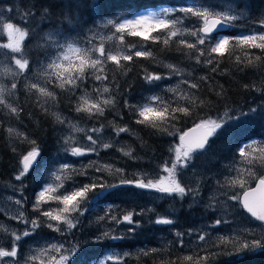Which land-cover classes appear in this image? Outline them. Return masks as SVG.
<instances>
[{"label":"trees","instance_id":"obj_1","mask_svg":"<svg viewBox=\"0 0 264 264\" xmlns=\"http://www.w3.org/2000/svg\"><path fill=\"white\" fill-rule=\"evenodd\" d=\"M163 6L176 9L171 15L178 23L172 30L181 29L180 34L168 44L164 43L167 33L155 42L125 34L121 42L120 34L106 23L107 19H115L125 13L133 15L145 8ZM181 7L207 9L211 13L229 11L238 18L224 32L211 34L205 45L188 49L180 44V40L197 43V37L191 33L199 31L203 21L180 12ZM7 23H14L29 33L21 41L22 51L17 56L29 59L31 64L27 77L15 73L11 80H6L9 84L4 95L8 101L0 105V199L10 190L24 198L23 217L8 218L0 210V219L13 225L12 231L17 235L30 231L31 221L36 219H31L27 208L31 192L38 182L33 174L42 163L66 159L70 168L64 170L62 176L67 185L81 187L91 183V178L117 185L121 180L146 181L141 174L161 172L162 165L173 156L177 137L202 120H223L226 123L210 138L202 152L191 156L185 172L190 171L191 166L200 165L220 173L226 162H232L239 145L250 138H258L262 144L251 160V172L256 178L264 177V50L242 47L232 40L223 55L211 52L220 34L235 37L240 32L263 33L264 0H95V3L92 0H0V31ZM51 32L59 34L67 42H77L93 50L103 46L106 55L117 50L121 52L116 55L132 54L133 60L121 59L117 65L105 56L102 65L95 71L90 70V74L77 81L75 86L61 88L55 75L48 80L42 79L46 82L47 92L51 93L43 96L32 89L31 84L26 86L24 81L29 75L36 77L38 65L34 61L41 59L44 50L51 46ZM98 35L100 37L97 38ZM138 50L150 51L151 56L135 57L134 52ZM200 50H205L206 55L200 56ZM94 55L99 57L98 52L94 51ZM209 59L212 60L210 64ZM96 74L106 79L97 81ZM150 74L165 79L150 85L145 80ZM13 83L18 85L16 89H12ZM192 84L196 87H190ZM148 91L159 93L170 108L187 107L188 115L170 113L165 121H155V127L151 121L137 123V119H142L138 110L133 115L125 101H130L136 108ZM84 95L101 103L104 113L90 115L78 112L77 108L83 106L81 98ZM104 100L112 103L105 105ZM12 108L16 112H12ZM73 121H80L85 127V131L79 133L75 146L85 152L81 156L62 151L67 146L65 135ZM121 127L128 131L117 135ZM90 135L96 144L88 139ZM105 143L110 147L104 148ZM36 146L40 149L38 161L21 180H16L22 170V157ZM93 148L95 151H90ZM117 169L122 171L117 172ZM182 171H178V180L182 186L191 188L193 194L183 198L170 197L134 184L120 185L104 191L95 199L90 193L81 209L83 215L73 213L70 218L75 227L69 229L63 223L58 232L44 227L41 233L61 235L68 251V260L63 264H93L108 248L118 249L119 254L108 259L107 264H264V251L244 252L237 256L233 240L241 242L242 239L234 234L220 238L204 231L205 239L199 240L200 245L197 246L200 252H190V232L206 220L200 205L205 199ZM230 176L227 185L233 194L240 193L256 180L252 179L241 188V182ZM232 181H236L235 185ZM231 204L224 216L219 215L220 218L209 209L208 228L212 227L215 219H219L218 227L223 232L231 229L233 223L242 228L257 226L248 234L240 230L251 238L264 234V223L247 215L236 201ZM130 212L133 223L123 222L122 217ZM102 216L106 218L101 221ZM112 216L122 222L117 224L111 220ZM157 218L172 219L173 223L157 225ZM38 223L42 225L39 218ZM130 228L134 231L129 232ZM105 231L109 238L101 243L93 242L95 236ZM11 233L0 227V242L10 244L14 238ZM37 233L36 228L33 234L16 242L20 254L29 248ZM112 236L122 238L113 240ZM0 264L6 263L0 261Z\"/></svg>","mask_w":264,"mask_h":264},{"label":"snow or ice","instance_id":"obj_2","mask_svg":"<svg viewBox=\"0 0 264 264\" xmlns=\"http://www.w3.org/2000/svg\"><path fill=\"white\" fill-rule=\"evenodd\" d=\"M95 3V0H92ZM176 11V9L172 8H162L159 11H148L142 14H133L129 16L128 14H123L115 19H107V25H112L115 29L116 33L120 34V40L123 42L124 35L140 37L144 41L152 40L153 42L158 41L161 38L162 34L167 33V38L164 40L165 44H168L169 41L180 34L181 29L176 28V30H172L178 23V21L172 17L171 13ZM180 12L185 14H191L193 17L201 19L203 21V27L199 29V31H193L191 34L197 37V43H186L184 40H180V44L186 45L188 49H198V45H205L206 39L211 38V34L214 32L220 31L221 28L230 27L232 22L236 20L238 17L233 15L231 12H219V13H211L207 9H197L194 7H181L179 9ZM212 16L214 18L210 19ZM264 27V23L261 24ZM6 29L14 30L19 34V40L16 41L15 46L5 45V47L11 48L13 53H20L22 51L21 41L25 39L26 36L29 35L28 32L23 31L19 27H14V23H7L5 25ZM156 33V35H153ZM201 33L203 35H201ZM52 34L49 33V36ZM234 40L235 43L242 47L247 48H258L264 50V33H254L250 32L248 34H240L235 37L229 36H221L216 39L214 46L211 47V52L223 55L227 50L230 41ZM94 51L99 53V57L94 55ZM75 55V60L71 59V55ZM206 51L200 50V56H205ZM106 56L108 61H112L114 64H119L120 60L123 59L125 61H132V54H123L113 55L105 53V48L101 46L100 48L93 50L87 46L79 47L74 43L61 44L59 40L55 41L54 46H49L44 50V53L41 59L34 61L38 65V70L36 73V77L39 79H50L53 75L60 82L59 86L64 88L66 86H75L77 85V81L83 80L90 74V70L95 71L98 69V66H101L103 60ZM135 57H149L151 56L150 51H135ZM14 64L16 66V74L27 77V75L31 72V64L29 59H22L13 57ZM197 62H199V57L197 58ZM208 63H212V60L209 59ZM46 64V67H45ZM67 65V66H65ZM102 79H106V77L96 74L95 80L100 81ZM161 79H165L160 75L150 74L145 77V80L148 84H153L155 81H159ZM12 89H16L18 85L16 83L12 84ZM32 89H36L43 96H50L51 93L47 92L43 86H40L38 83H32L30 86ZM190 87H196L195 84L190 85ZM3 90L0 89V92ZM105 92L108 91L107 88L104 89ZM5 98L0 95V105L5 104ZM112 102L110 100H104L103 104L109 105ZM126 107H129L132 110V114L136 115V108L133 107L130 101H125ZM159 105V107L153 106ZM12 112H16L15 108L11 109ZM77 111H84L89 113L90 115L104 113V108L99 103L90 102L87 99L83 100V106L78 107ZM183 113L188 115L189 109L187 107H176L170 108L168 103L165 102L164 98L159 95H153L151 97L150 103H145L143 106L139 107L138 116L142 119H137V123H145V122H153V126H157L154 122L165 121L170 113ZM244 115V113H241ZM171 119H175V116H171ZM232 119L229 117V120ZM226 121L221 120V122H217L216 120H208L206 122H202L201 124H197L196 128H203L204 131L201 135L188 143H185V137L189 136V132H184L180 135V146L176 148V163L172 165L171 168L165 164L162 171L168 173V175L161 176L159 180L154 181L153 179H147L146 181L136 180H121L120 184H107L98 182L100 178H91V183H85L81 187H76L73 185V190L58 192L57 187L63 188L64 185L60 184L57 187H53L51 185L45 186L38 192L36 195V204L35 208L43 217H46L48 221H55L57 225L61 222L66 223L69 229L75 227V223L72 219L68 217L72 213H80L83 215L82 206L86 202L87 198H89V194L92 193V199H95L97 196H100L104 191L110 190L115 187H119L124 184H134L136 187L141 189L154 190L162 195L176 197L179 196L183 198L186 195L193 194V190L191 188H186V186H182L181 182L178 180V172L177 166L186 167V164L183 161H187L190 157V154L196 152L197 150L205 149L208 141L212 138L218 130L224 127ZM95 131V129H93ZM128 129L121 127L118 129L117 135L119 133L127 132ZM195 131V129L191 130ZM93 144H96V141L90 135L88 137ZM104 148H109L110 144L105 143L103 145ZM90 151H95V149H90ZM72 156H81L84 155L85 152L80 147H73L71 149ZM128 153H125L127 155ZM239 154L241 157L245 156V149L241 147L239 149ZM40 156V149L38 146L33 147L30 151L27 152L26 155L23 156L22 159V170L15 177L16 180H21L27 173H29L31 167L34 163L38 161ZM183 158V161L182 159ZM70 168L68 163H64L62 165L63 170H67ZM99 171V169H97ZM122 171L121 169H117V172ZM86 175V174H85ZM56 181L61 180L60 175L55 176ZM233 185H235L236 181H232ZM241 188L245 187V184L241 182ZM99 189V192H95L94 190ZM257 192L260 193L259 199H256ZM230 200L236 201L244 210H246L255 220L264 223V177L258 178V183L256 188H248L243 191V196L241 197L239 193H235L229 196ZM50 200L58 202L59 205H63V207L59 208L58 214H54L53 210H43L42 205L47 204ZM17 204H21L20 200L16 201ZM21 217H23V213H21ZM106 217H100V220H104ZM111 220L115 221L117 224L123 222H127L129 224L133 223L132 213H128L122 217V221L115 216L111 217ZM76 223H79V220L76 219ZM138 223V222H137ZM157 225H168L173 223L172 219L166 218H157L155 220ZM216 225L218 226L221 221L216 220ZM32 228L30 231H25L23 233V237H27L35 232V229L39 227L38 218L31 221ZM49 228H53L54 230H59L56 225L52 223H48ZM129 232H133L134 229H128ZM109 238V233L107 231L103 232L101 235H97L93 238V242L101 243L104 239ZM113 240L121 239L122 237L112 236L110 237ZM22 239L20 235H15L14 240L19 242ZM201 241L205 239L203 235L199 237ZM54 247V250L57 253H60L62 247ZM256 251H264V234H262L259 238H245L243 242L239 240L236 243L235 254L240 256L244 252L254 253ZM18 255V244H14L11 248V251H5L3 248H0V257H17ZM107 259L111 260L113 257L109 255ZM55 260V258H53ZM68 260L67 255H60L58 264H63V262ZM15 264H19L17 260Z\"/></svg>","mask_w":264,"mask_h":264},{"label":"rangeland","instance_id":"obj_3","mask_svg":"<svg viewBox=\"0 0 264 264\" xmlns=\"http://www.w3.org/2000/svg\"><path fill=\"white\" fill-rule=\"evenodd\" d=\"M162 8H169V7L163 6V7H156L155 9L145 8L144 10L135 12L133 14H142L148 11H159ZM5 25L6 24L3 25L0 31V39H1L0 40V89L3 90L2 92H0V95H2L3 98H5V101L7 102L8 99L4 95V91L9 83H7L6 80L7 79L11 80L13 78V74L16 73V66L14 64L13 57H17V58L19 57L17 56V53H13L11 48L5 47V45H12L14 47L16 44V41L19 40V34L15 32L14 30L6 29ZM14 27H17V26H14ZM224 30L226 29H220V31L214 32L212 34H216V33L219 34L221 32H224ZM252 32L258 33L255 31H252ZM248 33L250 32H240V34H248ZM51 34H52L50 36L52 38L51 46H54V43L57 40H59L61 44H65V45L67 43H73V42H67L66 40L62 39L59 36V34L52 33V32ZM221 36H224V35L220 34L218 38H220ZM96 37L98 38L100 37V35ZM74 44L76 46L82 47L77 42H75ZM120 52H121L120 50H117L111 53L116 55ZM71 59H75L74 54L71 55ZM45 67H46V64H45ZM34 82L38 83L40 86H43L46 91L48 90L46 82L32 75H29L28 79L24 81L26 86L27 85L29 86V84H32ZM153 95H159V93L148 91V93L144 96V98L139 100V102L137 103L136 111L139 110V107L143 106L145 103H150L151 97ZM84 99H87L90 102L99 103V102H96L93 97L84 95L81 98L82 104H83ZM99 104L101 105V103ZM153 106L159 107V105L158 106L153 105ZM208 120H214V119H208ZM208 120H202L201 122H206ZM83 131H85V127L82 125L80 121L71 122L68 126V130L65 135L67 146H65L62 151L71 152V148L75 147L78 144L79 133ZM179 137L180 136L177 137V141L174 144V151H173L174 153H173L171 160L167 163H164L161 167L162 169L165 166V164H167V166L171 168L172 165L176 163V151L175 150L177 146H180ZM259 142L260 140L258 138L256 139L250 138L244 141L242 145L238 146L236 154H234L233 157L231 158L232 162H226L223 165L220 173H216V170L206 169L205 167L200 166V165L191 166L189 169L190 171H187V172H185L184 170L185 167L177 166V172L183 170L184 172L183 171L182 172L188 175L189 178L192 180V182H194V186L198 188L197 193L200 194L205 199V201L200 202V205L203 208V212H204V216L206 217V220L196 225V227L190 232V237H189V241H190L189 245L191 247L190 252H194V253L200 252V249L197 246L200 245L198 242L200 240L199 237L201 235L204 236L203 234L204 231H206L208 234H211V235L216 234L220 238L225 235L234 234L235 236H238L240 239H242L241 242H243L245 238L251 239L249 235H243L240 230H243L248 234L252 232V228L257 227L255 225L242 228L237 225L234 226L235 224L232 223V225L230 226L231 229H226L225 232H223L220 226L218 227L215 223L216 220L218 219H215L213 221L211 228H208L210 226V222H208L207 219L209 218L208 217L209 209L213 210L215 213V216H217L218 218H220L219 215L224 216L225 211L227 212V210L230 209L232 205L231 203L233 201L229 199V196L232 195L233 193L230 192V189L227 185V182H228L227 178L230 175H231L230 177L235 176L234 180H236L237 182H243L245 185L251 183V180L256 178L255 175L251 172V169H252L251 160L259 151V148H260L259 146L262 144ZM241 147L245 149V156L243 157H241L239 154V149ZM200 152H202V150H197L196 152L190 154V157L188 158L187 161H183V158L181 159L183 163L187 164L189 163L191 156L196 155ZM63 156L64 158L66 157L65 155ZM64 163H67L66 159H59L58 161H56V163L44 162L41 164L40 167L36 168V171L34 172L33 175L37 178L38 182L35 184L34 190L31 192V196H30L31 202L27 208V213L31 216V219L39 218L41 220L42 225L37 227L38 233L36 235V238L30 242L31 244L29 245V248L26 249L24 254H20V249L18 248L17 257L15 258L0 257V261H4L6 264H15L17 260L19 261V264H58L60 255L68 254L67 246H65V243L61 235H56L55 233H47V234L41 233L44 227H48V223H52L53 225H56V227L60 229L63 222L59 223L58 225H57V222L55 221L50 222L48 221L46 217H43L40 214V212L37 211L35 208L36 195L45 186L51 185L53 187H57L58 185L63 184L64 185L63 188L57 187L58 192L73 190L74 184L67 185L63 179L62 174L64 170L62 169V165ZM35 164L36 163H34L33 166ZM21 165H22V160H21ZM56 175L61 176L60 181H56L55 179ZM141 175L145 176L146 180L153 179L154 181H156V180H159L161 176L166 177L168 173L163 172L161 170V172H158V173H151V174L142 173ZM258 177H261V176H258ZM257 179L258 178H256V180ZM256 180H254V182ZM76 187H80V186H76ZM17 200H20L22 203L17 204L16 203ZM23 206H24L23 196L11 190L5 192L0 199V210L8 218L13 217L14 219H16L18 216H20L23 211ZM60 207H63V205H59L58 202L53 201V200H50L47 204L42 205L43 210H53L54 214H58ZM72 214L68 217L69 219L71 218ZM0 227L4 231L12 232L11 234L13 235V237L17 235L14 231H12L13 225H10L4 219H0ZM50 229H52L54 232L59 231V230L58 231L54 230L53 228H50ZM200 231L201 233L199 234ZM20 236L23 238V233ZM213 241H215V239H213ZM233 242L235 244L237 243L235 240H233ZM14 244H16V241L13 238L10 244L0 242V248H3L5 251H11V248L13 247ZM53 246L55 247L63 246V247H62L61 252L57 253L54 250ZM118 254H119L118 249L108 248L101 256H99V258L96 259L95 263L93 264H107V257L109 255L116 257V255ZM53 258H55V260H53Z\"/></svg>","mask_w":264,"mask_h":264},{"label":"water","instance_id":"obj_4","mask_svg":"<svg viewBox=\"0 0 264 264\" xmlns=\"http://www.w3.org/2000/svg\"><path fill=\"white\" fill-rule=\"evenodd\" d=\"M209 18L212 19V18H214V17L210 16ZM202 27H203V25H202L200 28H202ZM227 28H228V27L221 28V29H227ZM201 123H202V122L199 121V122L196 123V125H197V124H201ZM196 125L190 126V127H188V128L185 129L184 132H189V136L185 137V143H188L189 141H192V140L197 139V138L201 135V133L204 131L203 128L197 129V128H196ZM193 129H195V131H191V130H193ZM184 132H182L181 134H183ZM181 134H180V135H181ZM179 140H180V139H179ZM22 159H23V157H22ZM22 159H21V160H22ZM32 167H33V166H32ZM32 167H31V168H32ZM258 178H260V177H258ZM257 183H258V179H257V180H256L251 186L246 187V189H244L243 191L247 190L248 188H256ZM243 191H241V193H240V196H241V197L243 196ZM259 196H260V193L257 192V194H256V199H259ZM242 209H243V208H242ZM243 210H244V209H243ZM244 212H245L247 215H250L246 210H244ZM250 216H251V215H250ZM258 222H260V221H258Z\"/></svg>","mask_w":264,"mask_h":264}]
</instances>
